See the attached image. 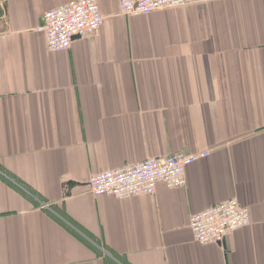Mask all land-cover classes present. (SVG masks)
<instances>
[{
  "label": "crops",
  "instance_id": "1",
  "mask_svg": "<svg viewBox=\"0 0 264 264\" xmlns=\"http://www.w3.org/2000/svg\"><path fill=\"white\" fill-rule=\"evenodd\" d=\"M2 1L0 264H264V0H97L100 28L57 52L37 27L70 0ZM200 151L181 186L87 192L94 173ZM231 198L251 225L195 241L190 216Z\"/></svg>",
  "mask_w": 264,
  "mask_h": 264
},
{
  "label": "built area",
  "instance_id": "2",
  "mask_svg": "<svg viewBox=\"0 0 264 264\" xmlns=\"http://www.w3.org/2000/svg\"><path fill=\"white\" fill-rule=\"evenodd\" d=\"M187 0H119L121 14H147L154 10L184 5ZM97 0H70L42 14V24L37 30L44 33L47 49L51 52L66 50L76 37L94 33L103 24ZM209 151L175 153L167 156L148 157L135 164L92 174L87 182V192L92 195H110L128 198L155 193L157 183L167 187L181 186L185 170L196 160L208 156ZM27 195L31 192L24 189ZM50 203L39 201V207L50 209ZM264 210V202H263ZM248 207L236 198L211 205L193 213L189 218L195 241L222 243L230 232L251 225Z\"/></svg>",
  "mask_w": 264,
  "mask_h": 264
},
{
  "label": "water",
  "instance_id": "3",
  "mask_svg": "<svg viewBox=\"0 0 264 264\" xmlns=\"http://www.w3.org/2000/svg\"><path fill=\"white\" fill-rule=\"evenodd\" d=\"M6 4L2 1V0H0V19L3 17V15H4V6H5Z\"/></svg>",
  "mask_w": 264,
  "mask_h": 264
}]
</instances>
